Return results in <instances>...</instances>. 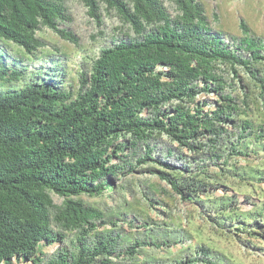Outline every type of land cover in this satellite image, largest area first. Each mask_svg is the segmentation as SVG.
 I'll return each instance as SVG.
<instances>
[{
    "label": "trees",
    "instance_id": "1",
    "mask_svg": "<svg viewBox=\"0 0 264 264\" xmlns=\"http://www.w3.org/2000/svg\"><path fill=\"white\" fill-rule=\"evenodd\" d=\"M79 1L98 49L66 0H0V264H233L194 215L264 255L237 192L264 184V37L201 0Z\"/></svg>",
    "mask_w": 264,
    "mask_h": 264
},
{
    "label": "rangeland",
    "instance_id": "2",
    "mask_svg": "<svg viewBox=\"0 0 264 264\" xmlns=\"http://www.w3.org/2000/svg\"><path fill=\"white\" fill-rule=\"evenodd\" d=\"M204 2L207 11L208 20L215 26L221 27L226 34L239 35V21L243 19L245 23L257 34L264 37V0H201ZM69 5L68 22L72 30L76 31V37L81 39L82 44L86 45L89 50L98 49L103 44L93 42L90 39L91 34H95L104 25L97 24L93 21L92 16L88 14L82 6L81 1L67 0ZM102 20H108L112 16V11L108 12L105 8H100ZM57 40V39H56ZM67 50L69 49L73 54H76V46L72 42L61 43ZM264 159V153H262ZM174 161V160H173ZM238 196L240 199L241 210H247L252 207L246 196L254 199L259 203H264V184H258L255 187L241 186L238 188ZM221 193L220 190L217 191ZM92 201H99V198L91 199ZM110 200H106L109 202ZM187 210L195 212L192 206H187ZM190 237L192 240H201L204 243L213 246L218 251L223 252L230 262L233 264H264V255L251 254L243 250L231 238L222 235L219 232L213 231L210 226L201 221L195 215L192 218L189 226ZM59 243L55 242L52 245H45L43 251L46 253L53 252ZM258 246L264 247V243H257ZM16 264V263H15Z\"/></svg>",
    "mask_w": 264,
    "mask_h": 264
},
{
    "label": "clouds",
    "instance_id": "3",
    "mask_svg": "<svg viewBox=\"0 0 264 264\" xmlns=\"http://www.w3.org/2000/svg\"><path fill=\"white\" fill-rule=\"evenodd\" d=\"M77 1H79V0H77ZM66 2H67V0H66ZM67 6H68V4H67ZM68 15H69V10H68ZM91 16V15H90ZM70 20V19H69ZM69 20L66 22V24H67V26H68V28L70 29V30H72V28L69 26V24H68V22H69ZM52 245V244H51ZM57 248V247H56ZM46 253V252H45ZM52 253V252H51ZM29 264L28 263V261H23V260H21V259H17V258H15L14 256L12 257V264Z\"/></svg>",
    "mask_w": 264,
    "mask_h": 264
}]
</instances>
